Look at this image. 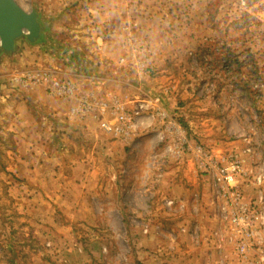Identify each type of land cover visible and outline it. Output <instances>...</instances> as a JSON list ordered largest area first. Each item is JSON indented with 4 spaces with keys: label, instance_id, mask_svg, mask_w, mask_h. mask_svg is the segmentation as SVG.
I'll use <instances>...</instances> for the list:
<instances>
[{
    "label": "rangeland",
    "instance_id": "374dc122",
    "mask_svg": "<svg viewBox=\"0 0 264 264\" xmlns=\"http://www.w3.org/2000/svg\"><path fill=\"white\" fill-rule=\"evenodd\" d=\"M34 1L48 13L61 9L68 33L60 42L68 48L94 41L85 0L16 2L30 11ZM114 2L122 11L121 57L149 60L139 72L149 77L137 80L153 85L165 108L155 115L144 108L130 137L119 138L100 129L111 115L53 120L24 102L19 84L0 95V264H264V244L238 255L230 198L193 154L199 147L214 160L239 157L244 174L233 188L251 203L261 194L264 214V0ZM23 44L0 53V75L28 67L17 63ZM163 90L169 97L161 99ZM22 102L25 118L42 129L38 146L19 143L39 140L35 128L24 137L19 131ZM41 150L52 174L23 177L18 157Z\"/></svg>",
    "mask_w": 264,
    "mask_h": 264
},
{
    "label": "crops",
    "instance_id": "0c3cea01",
    "mask_svg": "<svg viewBox=\"0 0 264 264\" xmlns=\"http://www.w3.org/2000/svg\"><path fill=\"white\" fill-rule=\"evenodd\" d=\"M85 1L87 3V15H89L87 18L94 24V27L90 26L87 28L90 31V34L93 35L94 31H97V33L93 36L94 41L87 43L89 45H85L82 50H80V47L78 46L74 47L73 44L72 48H68V45L60 42V37L68 33V29L64 26V22L66 23V21L61 20L63 14H60L61 9L59 7L50 10L48 13V11L45 10V6H40V3H36L35 1L32 3V9L38 14V19L42 26V32L39 42L32 46L30 43H28V45L23 44L20 46L21 50L18 53L21 56H18L17 63L19 65L24 64V66L27 64L28 66L22 71L39 67L49 68L61 77L73 81L77 85L79 93H92L97 98L105 100L109 97H114L120 101H125L126 108L131 111L134 110L135 106L140 104L144 105V103L146 104V107H151L148 112L153 115H155L156 111L159 109L160 111L161 109H164L165 107L163 104L159 103V99L157 102L154 101V98L158 97L160 92L155 95V92H153L155 90L153 85H151V87H146L138 83L137 79L149 77L140 74L136 67L134 70L131 69L136 66L138 60L132 59L131 57H121L123 54V50L120 48L122 37L118 34L123 27L121 26L122 11L116 5L114 0ZM110 2H113V4L111 5ZM19 5L21 6V4ZM47 17L48 20L49 18L52 19L50 23L47 22V20H43L45 18L47 19ZM98 34H104L106 41L104 42L99 36H97ZM153 44L154 42L150 43L152 50L155 52L152 61L153 65H157L158 60L155 61V59H158L156 57L158 52ZM98 45L100 46L98 47ZM78 51L80 52L78 53ZM124 55H126V53ZM121 58L124 59L122 62L120 61ZM17 75L18 74L13 75L11 73L0 75V95L2 99L12 92V86H15L16 84L18 85L16 80H14ZM146 82L149 84L150 80H146ZM20 91H22L21 97H25L23 98L24 102L26 101L33 105V107L36 108L35 110L37 114L40 115V112L38 113L37 111V108L39 107L40 110L47 111L48 114L54 118L53 120H60L62 114L67 116L68 109L75 102L74 99L64 100L52 96L40 85L19 88L18 92L20 93ZM160 97L161 99L169 97L167 91L163 90ZM24 102H22L23 104L18 111L17 117L14 118L18 126H21L19 131L21 130L23 132L21 133L23 137L27 134L26 131H29L32 128L38 130L36 124H31V121H28L25 118L27 106ZM163 103L165 104L166 102L164 101ZM86 119L88 120L90 118L87 117ZM92 120L93 119H91V121ZM150 123H153L152 125L157 127H160L161 125V123H155L154 118L153 120L151 119ZM171 126L176 127L177 129L180 128L176 122ZM86 128L87 131L90 130V125H88V123H86ZM38 131L39 134H36V136L39 135V140L34 139L33 143L28 144V140L20 138L19 143L24 142L23 146H29L31 144L38 146V143L41 144L42 142L40 141L42 129H39ZM118 142L119 140L115 139V141L111 143L112 147L114 146V151L118 148L116 146L118 145ZM40 153H42V150L34 153V155L24 152L18 157V161L21 164L20 172L23 177L35 176L41 178L44 175L46 176V172L49 174L51 173L49 169L44 170L42 168L43 166L40 162L43 163L45 161L43 159L45 156H39ZM183 157L184 155L182 152L180 154L178 153L177 160H180ZM190 161H192V159H190ZM88 170L89 169H87V171Z\"/></svg>",
    "mask_w": 264,
    "mask_h": 264
},
{
    "label": "built area",
    "instance_id": "2783aa9c",
    "mask_svg": "<svg viewBox=\"0 0 264 264\" xmlns=\"http://www.w3.org/2000/svg\"><path fill=\"white\" fill-rule=\"evenodd\" d=\"M142 55H145V53H142ZM123 60V58L120 59L121 62ZM146 62H149V60L145 58L136 62V68L140 73L144 72V68L147 66ZM14 80L23 88L40 85L52 96L64 100L74 99L76 104L68 109L67 116L76 115L84 119L87 115L96 117L111 115L110 118L100 119V129L106 134L119 138L130 137L131 132L134 130L135 116L146 108L145 103L144 105L140 104L130 114L125 107V103L114 97L105 100L97 98L92 93H79L78 87L73 81L61 77L49 68L39 67L22 71L18 73ZM173 146L178 151H175V155L182 152L183 147L180 141L173 144ZM193 154L194 160L198 162L200 167L201 161L203 166H208L217 188L219 187L223 194L230 198L229 205L232 213L229 220L234 227L235 248L238 255L245 257L251 249L261 248L264 244L262 243V236L255 238L254 233L257 229V233L262 232L264 234L262 195L259 194L257 201L251 203L243 198L240 191L233 188L232 182L236 181L241 174H244L241 159L237 156H230L226 160H214L211 157L202 155L199 147L194 149ZM262 178L263 175L259 174L257 177L258 182ZM168 204H171V201H168ZM261 260L264 261L263 255Z\"/></svg>",
    "mask_w": 264,
    "mask_h": 264
},
{
    "label": "water",
    "instance_id": "95a60500",
    "mask_svg": "<svg viewBox=\"0 0 264 264\" xmlns=\"http://www.w3.org/2000/svg\"><path fill=\"white\" fill-rule=\"evenodd\" d=\"M41 32L35 10L26 11L15 0H0V53H13L20 38L35 43Z\"/></svg>",
    "mask_w": 264,
    "mask_h": 264
},
{
    "label": "trees",
    "instance_id": "16d2710c",
    "mask_svg": "<svg viewBox=\"0 0 264 264\" xmlns=\"http://www.w3.org/2000/svg\"><path fill=\"white\" fill-rule=\"evenodd\" d=\"M40 41V39H38L35 43H37V42H39ZM35 43H31V44H35Z\"/></svg>",
    "mask_w": 264,
    "mask_h": 264
}]
</instances>
